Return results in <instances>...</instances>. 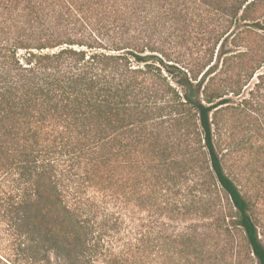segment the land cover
<instances>
[{
  "label": "trees",
  "instance_id": "16d2710c",
  "mask_svg": "<svg viewBox=\"0 0 264 264\" xmlns=\"http://www.w3.org/2000/svg\"><path fill=\"white\" fill-rule=\"evenodd\" d=\"M263 110L264 0H0V264H264Z\"/></svg>",
  "mask_w": 264,
  "mask_h": 264
},
{
  "label": "rangeland",
  "instance_id": "374dc122",
  "mask_svg": "<svg viewBox=\"0 0 264 264\" xmlns=\"http://www.w3.org/2000/svg\"><path fill=\"white\" fill-rule=\"evenodd\" d=\"M257 79H254L250 87L254 86ZM249 88L245 94H248ZM235 123L241 121L233 120ZM247 125L250 128V135L253 136L255 147L249 150L244 160L242 151L234 152L229 160H224L227 173L235 180L244 195L250 200L251 212L257 223L258 231L262 242L264 243V110L259 120L251 119ZM235 135V134H234ZM243 134L239 131L236 133V140ZM260 145V147H257ZM262 146V147H261ZM218 151L224 154L222 145L217 144ZM251 158V160H249ZM249 160V161H248Z\"/></svg>",
  "mask_w": 264,
  "mask_h": 264
}]
</instances>
